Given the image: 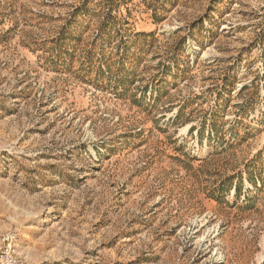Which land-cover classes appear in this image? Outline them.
<instances>
[{"label":"rangeland","instance_id":"374dc122","mask_svg":"<svg viewBox=\"0 0 264 264\" xmlns=\"http://www.w3.org/2000/svg\"><path fill=\"white\" fill-rule=\"evenodd\" d=\"M0 264H264V0H0Z\"/></svg>","mask_w":264,"mask_h":264}]
</instances>
